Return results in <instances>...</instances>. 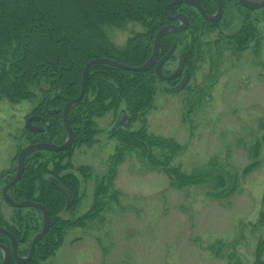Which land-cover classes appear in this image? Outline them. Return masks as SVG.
<instances>
[{
  "label": "rangeland",
  "instance_id": "rangeland-1",
  "mask_svg": "<svg viewBox=\"0 0 264 264\" xmlns=\"http://www.w3.org/2000/svg\"><path fill=\"white\" fill-rule=\"evenodd\" d=\"M250 16L257 41L243 48L232 39H219V31L207 32L183 72L189 74L188 84L178 93L167 92L183 74L174 85L158 83L153 109L145 116L148 136L172 140L179 147L160 165L196 175L194 180L180 187L173 184L174 174L154 166L138 150L127 149L122 136L109 135L126 109L124 102L94 117L93 143L76 144L64 157L63 165L70 167L63 174L79 183L75 204L57 214L67 223L57 226L62 240L39 264L256 263L258 245L264 241V226L258 222L264 211V9ZM225 17L231 23L226 33L233 36L242 27V14L230 4ZM104 32L123 49L145 28L128 22L121 28L106 26ZM192 40L184 38L187 44ZM180 53L178 48L165 67L170 75L179 66ZM48 89L45 83L32 86L33 97L17 103L0 98V223L37 216L10 208L2 194L15 177L21 150L40 139L25 124L43 105ZM33 125L44 132L48 128L45 122ZM140 128L135 123L130 132ZM63 133V128L46 131L42 141L62 145L67 137L62 141ZM153 154L159 162L164 159L156 148Z\"/></svg>",
  "mask_w": 264,
  "mask_h": 264
},
{
  "label": "trees",
  "instance_id": "trees-1",
  "mask_svg": "<svg viewBox=\"0 0 264 264\" xmlns=\"http://www.w3.org/2000/svg\"><path fill=\"white\" fill-rule=\"evenodd\" d=\"M174 1L0 0V98L6 96L9 101L17 103L33 97L32 86L38 87L41 83H45L49 87L44 92L43 105L32 115L43 118L48 128L43 133L34 134L40 139L33 144L46 143L42 141L47 137L46 131H58L61 128L64 129L61 140L65 138L66 132L61 113L68 102L79 96L83 70L90 61L106 58L126 66L139 67L150 58L154 39L159 30L169 24H176L170 22L164 12L165 6ZM200 2L207 15H214L217 12L215 0H200ZM222 2L225 10L220 24H209L191 6L179 4L170 7L171 17L184 14L189 18L190 24L187 31L172 32L161 40L157 61L176 45L174 54L164 65V76H170L165 67L175 59L178 48L180 55L186 56V69L188 61L195 54V45L207 32L219 31V39H232L236 46L243 48H246L249 41H257L255 21L250 16L253 11L243 9L238 0H222ZM230 4L237 6L242 14V27L233 36H228L226 33L231 25L229 19L225 17ZM128 22L141 24L145 28V33L130 39L125 48L118 49L109 40L104 28L106 26L121 28ZM186 36L193 37L191 43L187 44L184 41ZM177 82L178 79H175L168 84L174 85ZM158 83L163 81L156 75L155 68L146 72H130L105 64H97L90 68L85 95L68 115V124L75 135L74 144L64 152L37 151L29 155L25 160L22 177L11 189L10 194L14 201L39 203L46 208L50 216V229L36 245L35 255L28 264H39L52 256L60 245L61 228L57 226L59 224L66 226L67 223L60 222L56 216L66 207L73 208L79 186L75 177L63 174V171L70 167L69 164L63 165V160L76 144L93 143L96 133L93 131L94 117H100L111 109H118L124 102L126 109L123 111L130 119L131 127L139 123L141 128L135 133L130 132V128H119L111 137L122 136L127 143L125 144L127 149L138 150L156 167H162L161 163H168L169 154L179 150L172 140L156 139L147 135L145 116L153 109ZM48 99V110L56 111L57 114L51 115L45 110ZM124 148L123 146L119 151L124 152ZM154 148L162 152L164 157L162 162H159L157 156L153 154ZM165 153H168V156ZM51 164H53L52 169L49 168ZM162 168L171 177L173 174L176 176L174 179L177 181L173 184L177 183L179 187L188 184L196 177V175L185 176L177 169L169 168V165ZM12 173H15V168ZM46 175L50 176V180L44 179ZM13 178L8 180L7 184ZM53 179L59 181L69 191L73 200L71 208L68 207L64 194L51 182ZM14 210L17 212L30 210L37 215L30 216L28 220L19 217L14 224L0 223L2 228L11 232L19 241L18 255L26 257L29 253L31 236L42 229V217L32 208ZM258 222L260 226H264V211L261 212ZM0 244L10 247L9 239L2 234H0ZM22 244H27V248L21 249ZM258 246L255 264H264V241L261 240ZM0 258L2 261L1 252ZM10 264H16L15 260L12 259Z\"/></svg>",
  "mask_w": 264,
  "mask_h": 264
},
{
  "label": "water",
  "instance_id": "water-1",
  "mask_svg": "<svg viewBox=\"0 0 264 264\" xmlns=\"http://www.w3.org/2000/svg\"><path fill=\"white\" fill-rule=\"evenodd\" d=\"M217 4V12L214 15H207L205 11L203 10L201 6L200 0H175L174 2H171L170 4L165 6L164 12L165 16L168 18V20L172 23L178 22V25L175 24H169L167 26H164L159 30V32L156 34L154 43H153V51L150 56V58L142 65L139 67H130L126 66L123 64H120L116 61L109 60L106 58H97L92 61H90L86 67L83 70V75H82V85H81V91L79 96L68 102L66 106L64 107L62 111V121L63 125L66 130V140L62 145H56V144H51V143H38V144H32L28 145L25 147L23 150L18 155L17 158V163L15 165V177L13 180L7 184L3 190V200L8 205L10 208L13 209H28L32 208L37 210L41 217H42V229L41 231L33 238L30 248H29V253L26 257H21L18 255V249H19V241L17 238L8 230L5 228L0 227V234L6 236L9 241H10V247L0 244V251L2 252L3 259L0 264H10L12 259L15 260L16 264H28L30 261L33 259L35 255V250H36V245L47 235L49 229H50V216L48 214V211L44 206H42L39 203L33 202V201H23V202H16L13 200L11 196V189L12 187L18 183L20 178L22 177L25 169V160L26 158L31 155L34 152L37 151H48V152H64L69 150L72 145L74 144L75 136L72 128L68 124V115L71 112V110L76 107L83 99L86 89H87V83H88V73L89 70L92 66L97 65V64H105L110 67L120 69V70H125V71H130V72H146L152 68H155L156 75L160 80L163 82H172L173 80L177 79L179 76L182 75L185 69V64H186V56H183L181 58V61L179 63V66L177 70L170 76H164L163 75V68L164 65L169 61L171 56L174 54L176 50V45H174L171 50L159 61H157L159 52H160V42L161 40L167 36L168 34L172 32H184L189 28L190 20L189 18L184 15V14H179L174 17H171L169 15V9L171 6L174 5H179V4H185L188 6L193 7L196 9L200 15L209 23V24H217L220 22L223 13H224V4L222 0H215ZM238 3L245 9L251 10V11H259L264 9V0H257V1H251V0H238ZM222 27H224L222 25ZM189 81V74L186 73L182 79V81L177 85L176 87L167 90L168 93H178L182 91L185 86L188 84ZM48 105H49V99L47 100L45 104V110L51 114L55 115L57 114L56 111H49L48 110ZM44 123L45 120L41 117L38 116H31L30 118L27 119L25 128L29 132L32 133H43L44 129L38 126L33 125V123ZM131 127V122L130 119L126 117L125 111H122L114 124L113 128L110 130L109 135L114 134L119 128H126L129 129ZM51 182L54 184V186L59 189L64 196L66 197L68 207L71 208L73 204L72 197L69 193V191L57 180H51Z\"/></svg>",
  "mask_w": 264,
  "mask_h": 264
},
{
  "label": "flooded vegetation",
  "instance_id": "flooded-vegetation-1",
  "mask_svg": "<svg viewBox=\"0 0 264 264\" xmlns=\"http://www.w3.org/2000/svg\"><path fill=\"white\" fill-rule=\"evenodd\" d=\"M223 15H224V14H223ZM221 21H222V20H221ZM178 24H179V23L177 22L176 25H178ZM219 24H220V22H219ZM221 26H222V25H221ZM184 71H185V69H184ZM182 74H183V73H182ZM183 76H184V74H183ZM179 77H180V76H179ZM180 81H181V80H180ZM180 81H179L175 86H177V85L180 83ZM172 88H173V87H172ZM172 88H171V89H172Z\"/></svg>",
  "mask_w": 264,
  "mask_h": 264
}]
</instances>
